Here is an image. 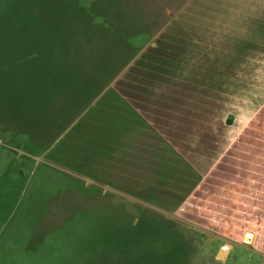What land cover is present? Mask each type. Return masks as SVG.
<instances>
[{"label": "rangeland", "instance_id": "374dc122", "mask_svg": "<svg viewBox=\"0 0 264 264\" xmlns=\"http://www.w3.org/2000/svg\"><path fill=\"white\" fill-rule=\"evenodd\" d=\"M157 1L0 0V146L6 132H28V118L40 109L33 96L59 74L58 59L79 53L73 45L96 41L105 30H148L144 21L154 19ZM258 33L260 50L249 53L245 35L242 65L227 77L236 79V93L227 92L226 115L217 118L226 120L228 138L205 162L179 163L145 200L96 194L91 179L43 157L30 161L23 154L35 151L32 141L30 148L11 142L12 156L26 163L20 174L26 185L22 202L0 224V264H264V187L257 181L264 178L258 155L264 34ZM234 123L249 126L233 129ZM250 138L260 146L250 148ZM224 244L232 249L220 260Z\"/></svg>", "mask_w": 264, "mask_h": 264}, {"label": "crops", "instance_id": "0c3cea01", "mask_svg": "<svg viewBox=\"0 0 264 264\" xmlns=\"http://www.w3.org/2000/svg\"><path fill=\"white\" fill-rule=\"evenodd\" d=\"M156 3L148 30H105L73 45L79 53L57 60L59 74L33 96L39 113L28 132L18 131L30 137L34 158L91 179L96 194L145 200L179 163L205 162L228 138L217 117L226 115L227 92L236 93L227 77L242 65L244 36L249 53L260 50L264 0ZM257 139L246 143L260 146Z\"/></svg>", "mask_w": 264, "mask_h": 264}, {"label": "trees", "instance_id": "16d2710c", "mask_svg": "<svg viewBox=\"0 0 264 264\" xmlns=\"http://www.w3.org/2000/svg\"><path fill=\"white\" fill-rule=\"evenodd\" d=\"M7 133L8 132L3 134L6 141L2 139L3 144L0 146V208L4 207L7 209L5 215H2V210L0 209V224L5 222L15 206L22 202V193L26 185L25 177L20 176V174L23 175V173H25L26 163L23 161L20 162L21 159L16 160L12 156L16 149L10 144L11 142H20L21 145L27 148L31 146H29L31 140L27 133L25 134L17 131L13 134ZM19 138H21V140ZM23 155L30 161L36 156L34 151H26V154ZM2 242L3 241L0 242V253L5 248Z\"/></svg>", "mask_w": 264, "mask_h": 264}, {"label": "water", "instance_id": "95a60500", "mask_svg": "<svg viewBox=\"0 0 264 264\" xmlns=\"http://www.w3.org/2000/svg\"><path fill=\"white\" fill-rule=\"evenodd\" d=\"M231 246L228 244H224L223 246H221V248L219 249L216 257L219 258L220 260H226L228 257V254L230 252Z\"/></svg>", "mask_w": 264, "mask_h": 264}, {"label": "bare ground", "instance_id": "6f19581e", "mask_svg": "<svg viewBox=\"0 0 264 264\" xmlns=\"http://www.w3.org/2000/svg\"><path fill=\"white\" fill-rule=\"evenodd\" d=\"M251 236H252V234L248 233V234L246 235V240H250Z\"/></svg>", "mask_w": 264, "mask_h": 264}]
</instances>
